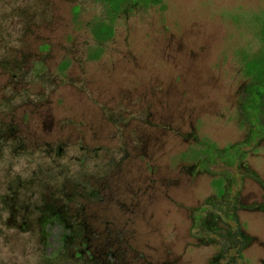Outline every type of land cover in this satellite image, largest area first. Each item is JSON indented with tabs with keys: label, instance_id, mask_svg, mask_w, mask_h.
<instances>
[{
	"label": "rangeland",
	"instance_id": "1",
	"mask_svg": "<svg viewBox=\"0 0 264 264\" xmlns=\"http://www.w3.org/2000/svg\"><path fill=\"white\" fill-rule=\"evenodd\" d=\"M162 5L95 55V0H0V264H264V142L225 201L193 168L256 128L264 0Z\"/></svg>",
	"mask_w": 264,
	"mask_h": 264
},
{
	"label": "trees",
	"instance_id": "2",
	"mask_svg": "<svg viewBox=\"0 0 264 264\" xmlns=\"http://www.w3.org/2000/svg\"><path fill=\"white\" fill-rule=\"evenodd\" d=\"M95 2L100 3L103 7L102 14L90 22L97 45L94 53L98 55L111 39L117 17H125L136 8L161 6L163 0H95ZM262 34L264 38V25ZM245 72L251 76L253 82H257L255 86L250 87L249 92L245 90L243 95V99H245L243 107L250 112L248 116H245V120L256 125V128H253L247 137L246 146L234 144L219 149L215 144L207 140H199L198 136H195V143L200 146L201 152L199 156L196 155L194 171L196 173L217 174L219 177L214 180L215 188L224 201L226 198L228 199V193L235 185L236 174L240 173L241 168L250 178L255 175L244 160L245 147L253 143L256 145L264 142V113H260L264 99V51L250 62L245 63ZM260 183L262 182L260 181ZM204 210L207 211L206 208Z\"/></svg>",
	"mask_w": 264,
	"mask_h": 264
}]
</instances>
